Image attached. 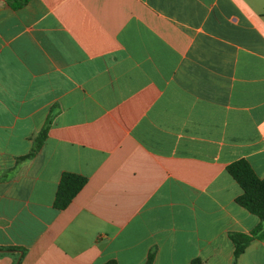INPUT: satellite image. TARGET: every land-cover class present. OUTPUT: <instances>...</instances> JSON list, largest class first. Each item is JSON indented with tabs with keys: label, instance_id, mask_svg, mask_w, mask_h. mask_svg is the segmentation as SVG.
Masks as SVG:
<instances>
[{
	"label": "crops",
	"instance_id": "crops-1",
	"mask_svg": "<svg viewBox=\"0 0 264 264\" xmlns=\"http://www.w3.org/2000/svg\"><path fill=\"white\" fill-rule=\"evenodd\" d=\"M239 159L264 178V0H0V264H264Z\"/></svg>",
	"mask_w": 264,
	"mask_h": 264
},
{
	"label": "trees",
	"instance_id": "trees-1",
	"mask_svg": "<svg viewBox=\"0 0 264 264\" xmlns=\"http://www.w3.org/2000/svg\"><path fill=\"white\" fill-rule=\"evenodd\" d=\"M28 0H9L14 8H20L26 4ZM48 130V123L41 130L37 141L29 155L24 159H30L40 148ZM226 170L233 180L239 185L242 193L237 197L236 203L246 209L249 213L259 218L261 225H259L250 235L232 234L230 239L234 244V259L238 258L247 245L256 238H264V178L260 179L256 176L251 166L245 159H239L230 163ZM86 184L84 177L74 175L71 173H63L60 177L57 187L54 207L57 210H64L79 193V191ZM15 248H8L6 252H13ZM23 255L18 262L21 264ZM105 264H115L110 261Z\"/></svg>",
	"mask_w": 264,
	"mask_h": 264
},
{
	"label": "water",
	"instance_id": "water-1",
	"mask_svg": "<svg viewBox=\"0 0 264 264\" xmlns=\"http://www.w3.org/2000/svg\"><path fill=\"white\" fill-rule=\"evenodd\" d=\"M19 254L21 255L22 253H21V252H19ZM19 258H20V257H19ZM19 258H18V260H17L16 264H18V262H19Z\"/></svg>",
	"mask_w": 264,
	"mask_h": 264
}]
</instances>
